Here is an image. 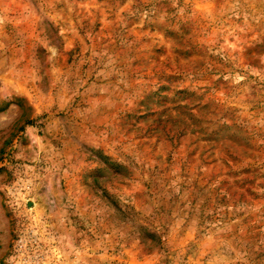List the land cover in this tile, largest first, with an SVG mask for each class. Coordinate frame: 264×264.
Listing matches in <instances>:
<instances>
[{
    "label": "rangeland",
    "instance_id": "374dc122",
    "mask_svg": "<svg viewBox=\"0 0 264 264\" xmlns=\"http://www.w3.org/2000/svg\"><path fill=\"white\" fill-rule=\"evenodd\" d=\"M0 264H264V0H0Z\"/></svg>",
    "mask_w": 264,
    "mask_h": 264
}]
</instances>
